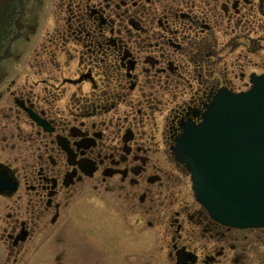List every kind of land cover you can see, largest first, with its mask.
I'll return each instance as SVG.
<instances>
[{"label":"flooded vegetation","instance_id":"obj_1","mask_svg":"<svg viewBox=\"0 0 264 264\" xmlns=\"http://www.w3.org/2000/svg\"><path fill=\"white\" fill-rule=\"evenodd\" d=\"M45 4L23 1L22 35L0 64V264L22 263L48 224L53 264H87L98 235L109 258L139 255L148 234L164 240L148 248L154 264H264V229L213 220L171 154L220 90L264 75V0ZM223 23L241 31L222 42ZM34 35L40 71L8 70Z\"/></svg>","mask_w":264,"mask_h":264},{"label":"water","instance_id":"obj_2","mask_svg":"<svg viewBox=\"0 0 264 264\" xmlns=\"http://www.w3.org/2000/svg\"><path fill=\"white\" fill-rule=\"evenodd\" d=\"M23 1L0 0V62L22 35ZM253 82L248 92L218 95L202 122L182 125L172 148L195 199L216 221L241 228L264 227V77Z\"/></svg>","mask_w":264,"mask_h":264},{"label":"rangeland","instance_id":"obj_3","mask_svg":"<svg viewBox=\"0 0 264 264\" xmlns=\"http://www.w3.org/2000/svg\"><path fill=\"white\" fill-rule=\"evenodd\" d=\"M53 0H46L45 5H47V8L49 7V9H51L50 7L53 6L51 4ZM44 13L47 14V16H50V14H52L51 10L48 12L47 9H44ZM225 23H223L221 25V28H219V32L221 35V41H227V39H229L231 36H233L235 33L239 31H241V27L237 28L238 30H236V32H229L228 28L224 27ZM33 42H31L30 44H23V54L22 57L17 60V63H15L13 61V64L10 65V68L8 70L11 71H18V72H26V73H34V72H38L39 70V65L36 63L37 59L36 57L38 56V52H40V44H41V37H38L36 35L33 36ZM25 45V46H24ZM49 50H52L51 47H48ZM241 51H245V48L240 46L237 47L234 52L231 54V57H233L234 53H240ZM40 55V54H39ZM242 59L238 58L237 62H236V66L240 67L243 66L242 65ZM241 63V64H240ZM7 64H4L3 66V70L7 69ZM12 66V67H11ZM49 71V70H47ZM238 84L240 85V83L244 82V79H238ZM177 93V92H175ZM175 93H171L169 94L170 98H173V94L175 95ZM167 96H165L166 98ZM164 98V100H165ZM155 117H157V119H159L158 114H154ZM158 125H160V122L157 123ZM148 132L149 131H153V135L155 127L154 128H147ZM163 153V151H161ZM189 180V179H188ZM190 183V181H189ZM190 186V184H189ZM189 186L187 187V191L190 190ZM190 194H191V190H190ZM88 200H92V198H87ZM99 215V213H98ZM100 222V219L98 220ZM98 222V223H99ZM145 230H147V232H153L156 230V228L154 230L150 229L149 227L145 226L144 227ZM47 230V234L44 238L40 239L36 244L31 245L30 243H28L27 246L29 247H34L33 249L29 250V252L27 253V255L23 258V262L19 263V264H53L54 260H53V253H54V244L55 241L52 237V234L55 230V225H50L48 224V228L46 227ZM66 231H70V229L66 230ZM65 231V232H66ZM261 230H257L256 232H259V234L261 235L260 238V246L264 247V232H260ZM152 234H148L147 239L145 240L144 237L140 240L141 242V252L139 255H137L136 253L133 252H129L126 253L125 256H120L117 257L116 255L107 257L106 253L103 251L104 245L102 244L103 239L101 235H98V237H94L91 240V246H92V251L91 253L88 254V262L87 264H154L153 259L151 257L148 256V248L150 246L153 247V243L151 242L153 239H149L151 237ZM143 242V243H142ZM156 242V247L159 246H163L164 240L163 239H158ZM136 243V242H135ZM130 244L129 242H126V246ZM160 244V245H159ZM109 258V259H108ZM83 261V259H81ZM84 262V261H83ZM82 262V263H83ZM157 264H161L163 262H156ZM256 260L253 261L252 264H255Z\"/></svg>","mask_w":264,"mask_h":264}]
</instances>
